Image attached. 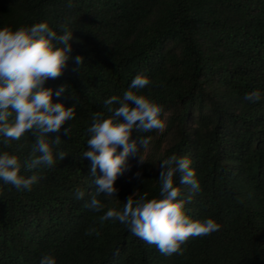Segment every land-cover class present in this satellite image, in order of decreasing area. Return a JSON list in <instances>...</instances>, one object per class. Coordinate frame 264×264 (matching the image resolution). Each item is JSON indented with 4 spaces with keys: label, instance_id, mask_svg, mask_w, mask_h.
Wrapping results in <instances>:
<instances>
[{
    "label": "trees",
    "instance_id": "obj_1",
    "mask_svg": "<svg viewBox=\"0 0 264 264\" xmlns=\"http://www.w3.org/2000/svg\"><path fill=\"white\" fill-rule=\"evenodd\" d=\"M41 22L58 35L66 25L71 56L84 58L81 65L70 59L59 78L45 82L53 103L75 104L76 116L49 134L60 136L54 157L63 151L64 160L22 167L21 175L38 178L31 190L0 180V264H40L45 255L57 264H264V0H0V29ZM138 74L150 83L137 95L162 106L165 126L133 130L130 139L151 137L145 162L130 155V171L115 182L118 192L101 194L103 208L90 210L94 178L82 156L93 114L110 116L103 101L122 97ZM62 85L67 91L57 97ZM256 89L259 102L243 99ZM2 140L0 153L23 163L36 135L28 131L8 146ZM173 154L192 160L200 185L193 192L175 178L178 199L188 200L185 214L221 227L189 238L182 255L167 256L102 217L122 211L135 192L134 200L145 193L159 198L160 164Z\"/></svg>",
    "mask_w": 264,
    "mask_h": 264
},
{
    "label": "clouds",
    "instance_id": "obj_2",
    "mask_svg": "<svg viewBox=\"0 0 264 264\" xmlns=\"http://www.w3.org/2000/svg\"><path fill=\"white\" fill-rule=\"evenodd\" d=\"M61 32L58 35L46 22L16 30L8 26L0 29V137L8 146L13 140L19 141L28 131L36 135L30 157L23 163L7 151L0 153V180L18 191L31 190L38 180L36 175H21L22 167L27 170L41 165L52 167L57 158L62 161L66 156L59 151L54 157L53 145L58 147L62 140L59 135L49 139V134L58 133L62 125L75 118L76 105L66 108L63 103H53L54 90L45 87V82L59 78L70 59L81 65L84 58L71 56L73 32L66 25L61 26ZM149 83L147 76L138 74L122 97L112 96L103 101L110 116L104 118L100 112L93 114V124L88 130V150L82 156V159L91 161L90 174L94 178L95 194L85 204L90 210L98 212L103 208L98 199L101 194L111 197L118 192L115 182L130 171L132 165L127 162L130 155L138 157L139 164L145 162L143 150L147 149L151 137L130 139L133 130L149 133L165 126L161 119L162 106L145 95H137ZM65 91L67 85H62L55 90V95L59 97ZM243 99L257 103L261 100V92L253 90ZM113 105L118 107L113 108ZM13 114L14 119L10 121ZM65 134H69L68 128ZM118 148L122 151L117 154ZM191 165V159L175 154L163 160L159 198L149 200L145 193L134 200L135 192L127 198L122 211L110 209L102 219L118 220L135 236L156 245L163 255H182L181 245L189 238L208 236L221 227L212 218L193 221L185 214L188 200L178 199L181 188L175 186V178L179 177V184L190 187L193 192L199 191L196 171ZM98 169L102 175L97 174ZM84 195L83 191L76 192L77 199H83ZM40 264H57V260L45 255Z\"/></svg>",
    "mask_w": 264,
    "mask_h": 264
}]
</instances>
